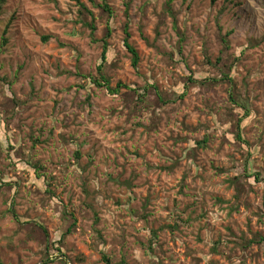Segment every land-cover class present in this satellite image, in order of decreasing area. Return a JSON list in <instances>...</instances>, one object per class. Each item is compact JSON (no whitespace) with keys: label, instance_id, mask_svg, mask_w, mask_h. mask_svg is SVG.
Segmentation results:
<instances>
[{"label":"rangeland","instance_id":"1","mask_svg":"<svg viewBox=\"0 0 264 264\" xmlns=\"http://www.w3.org/2000/svg\"><path fill=\"white\" fill-rule=\"evenodd\" d=\"M167 1L106 0L116 93L76 0L1 4L0 264H264V0Z\"/></svg>","mask_w":264,"mask_h":264},{"label":"trees","instance_id":"2","mask_svg":"<svg viewBox=\"0 0 264 264\" xmlns=\"http://www.w3.org/2000/svg\"><path fill=\"white\" fill-rule=\"evenodd\" d=\"M171 0L167 1V6L170 3ZM5 2V0H0V8H1V4H3ZM89 2L92 4L93 7L97 8L99 10V13L102 16H105V26H104V33L103 36L100 39H96L94 37V33L96 31V26H95V21H96V17L93 14V12L83 3L79 2V0H76L77 6H78V12H77V18L75 23H81L82 26L86 27L89 29V35H90V41L92 43H97L99 44V46L101 47V54H100V59L99 62L96 66V74L95 75H81L82 77H84L85 81H87L89 84H93L94 86L97 87H104L107 91H109L110 93H116L118 91L117 87H119V85L116 88H112L109 84V77L107 76V69L109 64L111 63V59L113 57V48L111 47V45L108 42V39L111 36L112 33V25H111V21L114 17L113 15V11L111 10V8L109 7L108 3L106 2V0H103L100 4H96L94 2V0H89ZM211 4H214L216 2V0H210ZM128 26L125 25L123 27V39H122V46L125 48V50L131 55V63L132 66H136L138 61H139V56L138 53L136 51V49L133 47V45L130 44L129 39H130V33L128 32ZM5 34V33H4ZM229 34V32H228ZM228 34H226L225 36H228ZM47 38H44V40L46 41ZM264 39V35L262 36V40ZM6 39L3 38V44H5ZM222 42L224 44V51H227L228 47H229V43L226 39V37L222 38ZM219 60V58H218ZM223 78H227V80L232 81V79H230L227 76H222ZM206 79V78H205ZM209 79V78H207ZM200 81V80H199ZM232 97V95H231ZM235 104H238V102L236 100H234ZM239 107H243V109H246L244 106L242 105H238ZM242 123L241 119H238L236 121L235 124V137L242 141V135L241 132L239 131L240 125ZM28 223V222H26ZM45 231V230H44ZM70 231L69 228L64 232V234ZM97 232V231H96ZM63 234V235H64ZM60 240L57 241H53L52 244L55 247V249L58 252H63V250L60 247L59 244ZM48 249V245L46 246V250ZM102 259L105 261V264H112L110 262V260L105 256V254L102 255ZM125 260L121 259V261H119L117 264H124Z\"/></svg>","mask_w":264,"mask_h":264}]
</instances>
